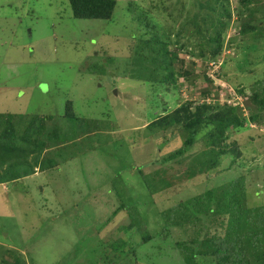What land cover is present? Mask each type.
Masks as SVG:
<instances>
[{
	"label": "rangeland",
	"instance_id": "obj_1",
	"mask_svg": "<svg viewBox=\"0 0 264 264\" xmlns=\"http://www.w3.org/2000/svg\"><path fill=\"white\" fill-rule=\"evenodd\" d=\"M240 1L230 0L233 16L223 34V52L208 62L193 57L194 46L174 34L193 31L185 10L194 0H117L109 20L75 18L69 0H0V114L55 116L70 132L72 122L64 116L59 123L57 117L66 115L71 101L87 130L92 122L108 123L90 132V143L85 144L82 129L74 140L62 142L66 153L76 152L57 158L60 170L37 169L14 183L16 187L0 186V253L15 248L28 264H98L100 250L95 248L93 254L90 249L101 241L125 249L108 264H185L181 244L204 238L205 231L198 233L203 229L199 221H163L173 220L171 212L180 202L239 179L247 183L244 200L249 206L264 204V126L251 121L247 128L230 132L227 142L234 143L241 156L234 162L232 154L222 156L209 173L194 157L207 150L201 137L211 125L198 128L199 140L187 154L163 164L190 132L182 124L151 130L155 119L185 101L220 107L240 103L238 114L249 120L247 107L254 104L239 90H261L254 81L264 73V48L261 40L257 52L252 51L253 35L239 33V27L241 20L259 21L261 13H253L264 0L257 7H243V17L236 11ZM141 12L152 18L140 20ZM156 35L159 43L173 40L172 48L184 60L176 68L183 65L188 73L177 78L171 91L161 86L157 93L146 81L153 50L145 49V58H138L133 69L129 60L136 45ZM101 64L108 65L105 75L99 71ZM141 176L152 177L150 189ZM122 202L125 209L120 208ZM228 217H217L208 235L224 236ZM5 258L12 261L7 253Z\"/></svg>",
	"mask_w": 264,
	"mask_h": 264
},
{
	"label": "trees",
	"instance_id": "obj_2",
	"mask_svg": "<svg viewBox=\"0 0 264 264\" xmlns=\"http://www.w3.org/2000/svg\"><path fill=\"white\" fill-rule=\"evenodd\" d=\"M260 1L241 0L236 8L238 16L243 17L241 12L243 7L248 8V5L257 7ZM69 3L74 17L80 19L109 20L114 16L117 6V0H69ZM184 8L181 10L182 13ZM189 8L190 10L185 8V11H187L188 16L187 22L192 26L193 31L189 35L183 36L182 31L179 30L174 32L175 36L179 40L187 42V46H194L193 57L208 58V62L216 61L223 52V34L233 16L230 0H194ZM257 13H261L262 16L259 21L250 23L241 20L239 27V33H251L253 35L252 40L256 42L253 41L250 49L254 52H257L255 50L260 48L261 40L263 41L262 48H264V3L259 5L253 14L257 15ZM144 14V12H141L138 18L140 20L152 18L149 14L146 17ZM254 19L256 17L253 18V21ZM147 24L151 25L148 21ZM166 30L168 34L171 33L172 35V30L170 31L168 28ZM144 39L138 46L136 45L133 55L130 56L131 69L139 65L138 58H145V55H143L145 49L153 50L155 55L150 59L151 67L148 68L149 76H147L146 81L152 82L156 93L161 86L171 91L172 88L176 87L178 77L187 78L188 76L183 65L176 68L177 62L182 61L183 63L184 60H180L178 52L175 48H172L174 43L170 38L164 43H159L157 35ZM153 45H158V47L153 48ZM250 49L247 48V50ZM108 63L110 65L112 62L109 60ZM103 65V70L99 71L105 75L108 65ZM254 83L260 86V91L256 90L249 94L245 87L239 90L241 96H248L254 104L252 105L249 102L250 104L247 107L250 111L249 120L238 114L240 103L220 107L206 103L198 104L193 101H185L175 111L155 119L151 123V130L154 133L166 131L169 127L180 124L184 125L185 130L190 132L183 140L182 145L163 158L161 164L187 154L189 149L198 142L197 130L204 124L212 126L201 137L207 150H201L199 157H194V160L199 161V163L203 162L199 165L204 168L203 172L209 173L210 170L214 169L222 156L232 154L234 156L233 162L234 159L237 160L241 156V151L234 143L227 142L230 138V132L247 128L251 121L264 126V73H262L261 79H256ZM72 109V102L68 101L65 110L66 115L63 114V116L57 117L59 123L64 116L72 122V126L69 128L70 132L64 125L62 128L65 130L62 132L61 123L59 125L56 123L55 116L30 113L0 114L1 187H16L14 183H22L25 177L35 174L37 169L41 170V173L53 169L60 170L62 164L59 160L63 157L64 148H66L62 145V142L67 141L70 137L74 140L75 133L77 135L82 129L84 131L82 133L83 139L87 140H84L85 144L90 143L93 140V134L90 132L101 131L108 124L107 122H102V124L92 122L90 123L92 127L87 130L83 121H79V117ZM165 112L166 109L162 111V113ZM90 145L93 148L94 142ZM74 151L73 149L71 152L69 149V152L67 151L65 154L70 153L71 155ZM57 158L60 159L57 160ZM154 160L158 161V159ZM199 163L197 162V164ZM162 170L160 169L153 175V179L159 176V172ZM152 177L150 176L148 180L145 177L142 179L141 176L142 182H145L146 187H149V189L150 184L153 182L151 181ZM9 184L12 186H9ZM245 184H247L246 181L236 179L208 189L200 197L180 202L176 210L171 212L174 216L171 222L168 218L163 217V221L171 224H180L183 221L201 222L203 229L198 233L201 234L205 231L204 238L200 239L197 235L198 237L192 238L189 242L185 241L182 244L179 242L178 244L179 247L180 244L182 245L180 250L184 254L185 264H208L210 262L215 263V261L217 264H264V204L249 206L248 200H244L248 196ZM120 208L125 209L126 205L122 202ZM118 211L116 212L118 213ZM199 213H201V217L198 215ZM222 214L229 215L224 236L208 235L209 226L214 224L218 219L217 217ZM129 216L132 217L133 222L136 221L132 211L129 212ZM221 223L223 224V222ZM205 227H207L206 230H204ZM145 238L149 240L151 236ZM109 245L108 243L104 245L99 241L97 247L90 249L93 254L96 250L97 252L100 250L99 259L96 261L98 264L114 263L115 259L125 252V249L122 248L123 245L113 242ZM8 249L6 252L0 253V264H28L15 248ZM6 253L9 254L12 261L6 260ZM113 253L114 256H112ZM198 259L199 262H197Z\"/></svg>",
	"mask_w": 264,
	"mask_h": 264
}]
</instances>
